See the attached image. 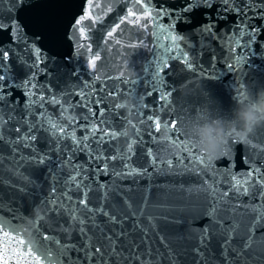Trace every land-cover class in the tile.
Masks as SVG:
<instances>
[{
    "label": "snow or ice",
    "instance_id": "1",
    "mask_svg": "<svg viewBox=\"0 0 264 264\" xmlns=\"http://www.w3.org/2000/svg\"><path fill=\"white\" fill-rule=\"evenodd\" d=\"M136 3L140 4V0ZM0 4H7L10 14L8 18L0 16V31L8 32L14 40L23 41L26 35L28 24L20 19L21 13L42 9L32 16V25L44 31L55 27L57 13L53 9L57 5L50 0H0ZM217 4L235 5L223 11L238 18L243 16L235 29L218 31L215 22L209 20L193 30L199 37L195 44L191 37L176 31L177 22L191 21L183 13L211 9ZM149 5L152 0L141 5L145 9L142 15L129 8L127 15L106 33L111 41L124 24L135 25L141 33H147L149 26L155 25L150 33L154 38L152 47L142 38L139 44L127 45L145 48L151 57L140 66L141 71L135 77L126 79L124 72H120L119 77L113 78L118 84L111 87L107 85L108 73L97 75L98 61L102 59L99 53L88 62L93 76L102 85L99 88L91 85L87 92L81 88L78 92L67 90L57 94L36 81V72L17 85L8 75L10 68L5 63L9 60L8 50L0 45V213L3 214L0 264H13V256L14 264H264V124L244 140L232 132L226 133L228 139L221 144L217 159L232 162L239 146L249 170L239 177L230 168L224 171L205 158L202 142L189 130L193 123L206 119L205 108L198 111L179 103L180 89L170 79L184 72L195 75L196 70L205 73L207 79H217L212 47L215 41L226 52L224 66L235 75V83L244 80L251 61L264 60V41L260 39L264 36V0H244L242 6L236 0H188L182 12H170L165 5H160L157 11ZM93 7L100 5L93 6L92 0H88L89 10ZM89 10L69 25L70 31L78 32L81 40L90 39L81 26L83 21L92 19L96 23L102 19L92 18ZM164 17L168 18L167 24L162 22ZM142 20L146 22L141 23ZM256 20L261 23L257 25ZM42 35L41 31L32 33L35 58L29 68L31 71L43 65L40 70L47 75V58L37 46ZM162 38L167 43H161ZM87 47L91 50L90 44ZM196 48L200 49L196 55L209 52L213 61L209 65L211 72L196 62L193 55ZM176 63L181 65L178 70L174 68ZM5 80L9 82L5 84ZM12 88L25 96L22 106L18 99H10ZM126 95L142 98L143 104L135 112L140 123L134 122V138L124 150L118 143H112L118 139V132L106 133L105 129L113 128L121 119L126 121V113L117 108L120 98ZM111 100L117 102L113 104ZM48 105L60 115L44 116ZM77 109L85 111L77 113ZM154 109L162 113L154 114ZM65 112L75 114L67 124ZM77 130L84 135L78 138ZM145 135L156 145L154 151H147L154 172L183 177L151 196L138 185L121 183L131 179L132 185H136L139 178H152L147 168L130 166L133 145L137 141L144 145ZM40 143L47 148H39ZM162 150L167 156L161 155ZM80 153L88 158L87 165L74 162ZM97 161L102 166L89 173V167ZM112 161L119 162V166ZM101 175L110 179L101 182ZM45 183H49V188L42 194ZM29 199L33 201L30 207H44L47 216L42 219L44 224L34 226L31 232L4 219L10 215L13 220H23L14 206ZM256 200L259 203L253 204ZM193 205L197 209L195 214ZM205 218L208 222L202 227H192V221Z\"/></svg>",
    "mask_w": 264,
    "mask_h": 264
},
{
    "label": "water",
    "instance_id": "2",
    "mask_svg": "<svg viewBox=\"0 0 264 264\" xmlns=\"http://www.w3.org/2000/svg\"><path fill=\"white\" fill-rule=\"evenodd\" d=\"M40 2V0H37ZM50 2L57 5L53 11L57 13L56 22L54 29H49L44 31L43 29H38L31 23V18L33 15L43 11L42 9H34L28 13H21L20 19L28 24V27L24 30L26 35L23 41L15 39L8 34V32L0 31V45L4 46L8 50L9 60L6 61L9 65L10 71L8 75L13 78V82L17 85L21 84L25 78L30 79L31 73L36 72V81L39 84H44L49 90L61 94L67 90L80 91L81 88L87 92L91 85H96L97 88L101 87L95 76H93V70L89 67V60L94 57L95 53H99L102 57L101 61H98L97 75L103 76L104 73H108L107 85L111 87L114 83L118 84V80L113 79L119 77L120 72H124L125 78H132L141 71V65L146 59L151 57V52L145 48H129L128 44H139L141 38L145 43H148L150 47L153 46L154 38L150 33L155 29V25L149 26V31L147 33H141L138 31L135 25L124 24L121 29H118L114 34V39L108 40L106 35L107 31L111 30L115 24L119 23L120 19L127 15V11L131 8L137 15H142L144 8L141 5H147L148 0H140V4L136 3V0H92L93 6L99 4L100 7H93L89 10L88 0H50ZM188 2V0H152V5L149 7H155V10H159L160 5H165L167 10L170 12L181 11L183 6ZM239 5L244 4V0H236ZM235 5L229 4H217L211 9L200 8L191 13H183L185 17H191V21L187 23L177 22V32L191 37L193 44L199 41V37L195 35L194 29L197 25L205 24L209 20L215 22L217 30H222L228 32L229 29H235L237 23L243 20L241 15L239 18L232 12L223 11L224 8L234 7ZM7 4H0V16L8 18L10 16L7 11ZM108 8L112 11L109 12ZM220 9L221 11H217ZM89 10L91 12L92 18L97 16L102 17L96 21L92 22V19H85L82 23V27L85 28L86 34L90 37L89 40H81L79 34L76 31H70L69 25L74 22L76 18L84 15L85 11ZM207 12L210 15L206 17L204 13ZM219 16H227V19H217ZM251 15V12L248 13ZM135 19V17H131ZM146 21L142 20L141 23ZM164 24L168 23V18L164 17ZM255 23L259 25L261 22L256 20ZM41 31L43 33L42 38L39 39L37 46L42 50L43 55L47 58V75L43 73L40 69H43V65H37L35 68H30L33 64L35 53L33 47V36L32 33ZM260 39L264 41V36ZM120 40L118 45L115 41ZM161 43H167V41L161 39ZM243 43V40H240ZM91 45V50L87 45ZM81 45H84L81 47ZM212 47L215 49L216 60L214 61L216 66V71L219 73L217 79H207L205 78V73L196 70V74L193 72H184L179 77H170L180 89V100L179 103L186 106V108H196L198 111L201 107L205 108L206 119L222 117L225 119H231L233 114V109L235 107L234 95L236 94L238 87L241 83L245 84L248 90L252 94V98L255 99L256 95L260 92H264V60L256 58L251 61V66L246 68L245 71L247 75L244 80L235 83V75L227 72L224 66V60L227 59L226 52L222 51L221 48L212 42ZM233 47L235 45L233 44ZM259 45L257 46V51L259 52ZM239 51V49H237ZM200 49L196 48L193 53L196 62L206 70V72H211L209 67L210 63H213L209 59V52L205 50L202 54ZM14 57H19L16 59ZM133 61L135 63H133ZM22 65H25L22 67ZM181 65L176 63L174 65L175 69H180ZM73 69L75 73H73ZM9 81L5 80L4 83L7 84ZM197 84L199 85L197 87ZM122 88V86H120ZM129 87H131L129 85ZM9 90L6 88L5 92ZM47 94V93H45ZM10 99H18L20 102L19 106H22L25 102V96L22 91L17 90V88L11 89ZM155 97H149V100H154ZM131 101V107L124 109L121 104L125 101ZM67 103V99L64 101ZM117 100H111L110 103H116ZM143 104L142 98H138L135 95H126L121 97L117 108L121 113H126V121L121 119L116 121L113 128H106L105 132H110L112 130L117 131L118 139H114L112 143H118L121 149L127 150L128 142L130 139L134 138V122L140 123V117H138L135 112L140 109ZM18 105H13L12 107L19 108ZM102 107V106H101ZM48 110L43 113L44 116L51 113L54 116H59L60 113L55 110L51 105L47 106ZM39 110V109H38ZM94 110V109H93ZM85 109H77V113H83ZM154 114L162 113L160 109H154ZM7 114V113H6ZM64 123L67 124V120H72L75 118V114L71 112H65ZM66 117H72L68 119ZM19 118V117H17ZM206 119L202 120L200 123H193L190 126V132L193 137L199 140L198 137L194 135V128L203 123ZM83 123V122H81ZM163 123V121H162ZM123 125V127H121ZM97 127H99L97 125ZM84 135L82 130L76 131V136L79 138ZM145 143L140 145L137 141L136 145H133V153L131 154L130 166L135 167L139 170L144 168L148 169V172L152 173V178L149 180L147 178L137 179L136 185H132V180L127 179L121 181L123 185H131L136 187L137 185L144 189L150 196L151 193L163 192L165 189L163 186L170 185L174 181L182 180L183 177H173L171 174H157L154 172L153 168L150 166V161L152 157L147 155L149 149L155 150L156 145L149 142V137L145 135L143 137ZM224 143V142H223ZM39 148L46 149L45 144H38ZM105 148L108 147L106 143ZM55 155V154H53ZM107 157V153L105 154ZM161 155L167 156V153L163 150ZM76 163L88 164V158L80 153L75 158ZM112 163L119 162L112 161ZM215 165L224 171L229 168L238 177L247 173L249 166L245 163V160L241 157V152L239 146L237 147V152L234 155V160L229 162L228 160L215 159ZM102 166L101 161H97L91 164L89 167V173L95 171L98 167ZM161 168L164 167L163 164L159 165ZM264 171V169H262ZM41 173L46 176L47 173L41 169ZM110 177L101 175L99 180L101 182L109 180ZM49 188V183L44 184V190L46 194ZM245 202L248 201L247 197L243 198ZM33 203L31 199L28 201H19L14 207L17 208V214L23 217V220H13L10 215H6L4 219L6 221H11L13 224L19 225L22 230L29 228L28 232H31L34 226H40L44 224L43 220H39L34 224H27L26 221L33 217V210L37 208L30 207ZM253 204L259 203V200L253 201ZM43 209L46 216V209L44 207H38ZM7 211V208L5 209ZM197 209L193 205L192 212L195 214ZM0 215H3L0 213ZM208 222L207 218L192 221V227L199 228ZM48 224L51 226L52 221L48 219ZM18 239L21 237H17ZM25 240L26 236L23 237ZM3 245L0 244V249ZM16 257L13 256V264Z\"/></svg>",
    "mask_w": 264,
    "mask_h": 264
},
{
    "label": "clouds",
    "instance_id": "3",
    "mask_svg": "<svg viewBox=\"0 0 264 264\" xmlns=\"http://www.w3.org/2000/svg\"><path fill=\"white\" fill-rule=\"evenodd\" d=\"M234 100L236 103L231 119L209 118L194 128V135L202 142L204 156L209 162L217 159L221 144L228 139L226 133L232 132L239 139L244 140L257 126L264 124V92L258 93L253 99L247 86L241 83L234 95ZM131 106L130 100L121 104L124 109ZM42 219H45L44 210L34 209L33 217L26 221V225L34 224ZM25 230L28 231L29 228Z\"/></svg>",
    "mask_w": 264,
    "mask_h": 264
}]
</instances>
